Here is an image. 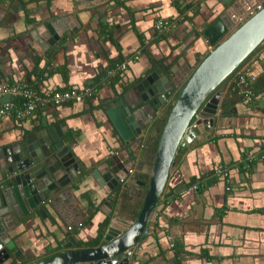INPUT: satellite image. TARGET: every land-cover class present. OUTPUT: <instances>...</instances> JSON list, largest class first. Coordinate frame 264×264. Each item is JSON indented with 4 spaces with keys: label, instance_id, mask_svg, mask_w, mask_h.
Returning <instances> with one entry per match:
<instances>
[{
    "label": "crops",
    "instance_id": "0c3cea01",
    "mask_svg": "<svg viewBox=\"0 0 264 264\" xmlns=\"http://www.w3.org/2000/svg\"><path fill=\"white\" fill-rule=\"evenodd\" d=\"M226 7L222 0H0V89L10 80L36 83L41 92L68 86L90 89L111 62L125 58V68L121 70V63L115 71L124 73V82L113 87L102 83L89 102L49 105L38 118L23 122L13 114L0 118V150L9 149L10 163V148L24 145L29 134L57 127L62 148L71 150L83 172L81 180L66 189L68 203L61 201L81 218L80 225L67 226L45 202L18 212L7 208L0 219L12 217L8 236L14 246L8 248L0 240V264H31L63 252L73 241L89 242L106 218L136 219L143 203L136 173L144 169L135 166L143 162L146 169L149 158L141 161L142 147L137 145L125 181L110 171L108 161L128 149L136 136L124 141L107 110L118 107L122 113L131 99L123 96L153 73L170 77L184 64L195 70L212 50L204 31ZM73 18L80 23L75 31ZM60 19L68 28L44 50L37 42L44 38L40 27ZM158 22H173V27L159 33ZM54 47L56 52L47 57ZM240 73L254 86L251 101L237 83ZM219 91L212 127L200 129L176 155L175 169L132 248L129 264H264V42ZM8 101L10 97H0V104ZM139 133L148 140L158 134L151 125ZM19 155L24 161L22 152ZM103 164L112 180L104 178L105 171L94 175Z\"/></svg>",
    "mask_w": 264,
    "mask_h": 264
},
{
    "label": "water",
    "instance_id": "95a60500",
    "mask_svg": "<svg viewBox=\"0 0 264 264\" xmlns=\"http://www.w3.org/2000/svg\"><path fill=\"white\" fill-rule=\"evenodd\" d=\"M77 1L80 3L82 0ZM259 1L262 0H222L223 4H227L226 9L204 31L212 50L190 74L162 127L148 178L146 182H140L145 190L136 219L128 222L110 217L101 246L78 249L77 242L73 241L66 247L67 250L31 264H129L132 248L141 240L168 178L175 169L176 155L200 135V129L208 131L212 127L221 99L220 86L264 42V4ZM73 20L76 27L70 25L75 31L80 23L76 18ZM66 21L70 22L71 18ZM66 21L60 19L40 27L44 31V38L42 36L43 40L39 38L37 42L44 50L48 45H55L62 37L63 30L68 28ZM190 72L191 68L184 64L170 78L153 73L151 77L160 80L149 83L141 80L128 91L123 97L129 100L130 95V106L125 105L122 113L118 107L108 109L107 115L121 138L128 141L140 134L149 118L161 111L171 99L173 89ZM197 117L200 119L197 120ZM138 126L140 130H137ZM57 130L56 127L29 134L24 145L10 148L14 152L10 157L11 163L7 154L9 149L0 150V216L11 207H15L17 212L19 209L34 208L38 203L36 200L42 198V202L53 207L67 226L80 225L81 218L73 210L68 211L61 201L68 203L66 189L75 180L80 181L83 172L71 150L62 148L61 135L55 136L59 133ZM133 150L128 148L108 161L110 171L122 182L126 180L135 161V155L130 156ZM20 152L24 157L22 162ZM119 160L123 163L115 166ZM71 164L74 167L69 172L67 168ZM141 166L144 163L138 162L137 168ZM108 167L106 164L99 166L94 175H102V171H105L107 177L104 178L112 180ZM0 225L1 242L12 248L14 243L8 236V228L13 226L12 217L0 219Z\"/></svg>",
    "mask_w": 264,
    "mask_h": 264
},
{
    "label": "trees",
    "instance_id": "16d2710c",
    "mask_svg": "<svg viewBox=\"0 0 264 264\" xmlns=\"http://www.w3.org/2000/svg\"><path fill=\"white\" fill-rule=\"evenodd\" d=\"M171 21H174V20H171ZM172 24H173V22H172ZM163 35H167V34H163ZM162 37H166V36H162ZM56 49H58V47H54L51 51L47 52V55L46 56L47 57H51V55H53L56 52ZM203 59L199 60V62L197 63V65L194 67V69L197 68V66L201 63V61ZM124 61H125V58L124 57H121L116 62H111L108 65V67H107L108 69H106L104 72H102L98 76V78L95 80V85H91L89 87L90 88L89 89L90 94H89V96H87L86 98H84L83 101L89 102L93 98V96H95V94H96V93L94 94V91L97 90L101 86L102 83L110 84L113 87L117 83L124 82V81H122L124 79V77H125L124 73H122V74L121 73H118L117 74L115 72L116 71V68L118 67V65H120L121 63L123 64ZM110 71H113L116 74L113 77H108V74L107 73H109ZM165 71L168 72L167 69ZM34 73H35V76H37L38 78H41L40 77V73H38L37 71H35ZM63 80L65 82H67L66 81L65 74L63 75ZM108 80H109V82H107ZM237 82H238V79H237ZM21 83L26 86L24 89H26L28 91H31V92H34L37 96H42V95H45V94H51V93H54V92H63V91H71V90L81 91V90H83V89H80L79 90V89L75 88L74 86H68V87H64V88H57L56 90H47V91L41 92L37 88L36 83L29 82V81L28 82H25V81H17V82L15 81L14 82L12 80H10L6 84H4L3 87H12V86H14L16 84L18 85V84H21ZM185 83L179 89H177V91H174L175 93L173 94V96L170 99V101L166 104L165 109L164 110L162 109L161 114H159V118H160V120H159V132L156 135L155 139L152 140L151 150H150L151 153H150L149 162H148L149 164L153 160V156H154V153H155V150H156V147H157V143H158V139H159V135H160V132L162 130V127H163V125H164V123H165V121H166V119L168 117V114H169L172 106L174 105L175 101L177 100L178 96L180 95V92H181L183 86L185 85ZM248 85H249V83L247 81L246 89L248 90L249 93L247 94L246 91H245L244 92V95H246V96L248 95L249 96V101H251L255 97L256 92H255L254 86H251V85L248 86ZM128 87H129V85L123 86L122 87V91L117 94V97L114 99V101H117V99L123 95V93L128 89ZM83 88H85V87H83ZM11 103L14 104L15 107H20V106L23 105V100H22L21 97H18V98H14ZM101 105H102V103L99 104L97 107L98 108H101ZM47 107H48L47 105L44 106V107H36L25 118H21V119L20 118H17L14 114H13L14 115L13 117H14L15 120L20 121V122H23V121H26V120H33L35 118H38L37 116L38 115H41L43 111L49 109ZM262 111L264 112V107L262 108ZM36 127H38V126H35V128ZM193 181L194 180H192V183H193ZM138 214H139V212H138ZM137 215H136V217H137ZM134 220H135V218H134ZM108 221H109V218H106L102 222V224L99 225L98 234H97V236H96L95 239H93V240H91L89 242H79L77 244V248L78 249H83V248H94V247L101 246L103 244L102 238H103V234L105 232L106 226L108 224ZM48 256H50V255H48ZM44 258H46V257H44ZM44 258H41L39 261L43 260Z\"/></svg>",
    "mask_w": 264,
    "mask_h": 264
},
{
    "label": "built area",
    "instance_id": "2783aa9c",
    "mask_svg": "<svg viewBox=\"0 0 264 264\" xmlns=\"http://www.w3.org/2000/svg\"><path fill=\"white\" fill-rule=\"evenodd\" d=\"M172 23L170 22H158L155 25L156 30L159 33L168 32L172 28ZM125 68L124 64L121 66V70ZM254 78H251L253 81ZM239 85L244 86L246 88L247 79L244 74L240 73L238 76ZM26 86L24 84H16L12 87H2L0 89V97H10V101L0 104V118L9 116L14 114L17 118H25L28 116L36 107H44V106H59L66 102H75L81 103L84 98L89 96V89H84L81 91L71 90V91H63V92H54L51 94H45L42 96H37L34 92L28 91L24 89ZM248 94V90L245 89ZM13 97H21L23 100V105L20 107H15L14 104L11 103V99ZM247 99L249 100V96L247 95Z\"/></svg>",
    "mask_w": 264,
    "mask_h": 264
},
{
    "label": "flooded vegetation",
    "instance_id": "af4514ba",
    "mask_svg": "<svg viewBox=\"0 0 264 264\" xmlns=\"http://www.w3.org/2000/svg\"><path fill=\"white\" fill-rule=\"evenodd\" d=\"M237 72V71H236ZM160 75V74H159ZM152 75H150V77L148 76V77H146L145 79H143V80H147V83H149V82H151V81H154V80H160V78H158V77H151ZM169 76H171V75H169ZM170 78V77H169ZM161 86L163 87L164 86V84L163 83H161ZM139 95H141L140 93H139ZM158 96V95H157ZM157 96H154V97H157ZM136 97V96H135ZM140 97V96H139ZM139 97H137V98H139ZM169 101V100H168ZM167 104V103H166ZM161 113V112H160ZM159 120H160V118H159V116H158V114H155V115H153L151 118H149V120L147 121V123L145 124V127L143 128L144 130L145 129H147L148 130V128H149V126L151 125L152 127H153V130H157V133H158V131H159ZM141 128H140V126H138V128H137V130H140ZM55 136L56 137H60V134L59 133H56L55 134ZM151 144H152V139L150 138L149 140H148V138H145V139H143L142 137H141V133L140 134H138L137 136H136V139H134L133 141H132V143H130V145H128L127 147L129 148L130 147V149H134L137 145H139V146H141L142 148H140V151H141V156H142V158H141V161H144V162H146V160H147V158H149V156H150V153H151ZM65 162H67V161H65ZM73 167H74V165L73 164H71V165H69V167L67 168V170L69 171V172H72V170H73ZM135 168H136V170H137V166H135ZM143 169L145 170V168H144V166H143ZM144 170L143 171H139V170H137V182L140 184V182H146V180H147V177H146V172H145V174H143V172H144ZM46 180V179H45ZM46 183L48 182L47 180L45 181ZM140 188H142V190L140 191L141 192V194H143V192H144V187L143 186H140ZM36 201H38V202H42V198H41V200H40V198L39 199H37ZM67 248H65V250H66ZM64 250V251H65ZM51 256V255H50ZM47 257H49V256H47ZM46 257V258H47ZM45 259V258H44ZM39 262V261H38Z\"/></svg>",
    "mask_w": 264,
    "mask_h": 264
},
{
    "label": "rangeland",
    "instance_id": "374dc122",
    "mask_svg": "<svg viewBox=\"0 0 264 264\" xmlns=\"http://www.w3.org/2000/svg\"><path fill=\"white\" fill-rule=\"evenodd\" d=\"M192 71H194V70H192ZM192 71L188 74V75H186V77L183 79V81L180 83V86H179V88L187 81V79L190 77V74L192 73ZM165 106L166 105H164V107H163V110L165 109ZM151 158V157H150ZM153 158H154V156H153ZM152 162H153V160H152ZM152 162L149 164V166H147L146 167V169H145V172H146V177L148 178V175H149V171H150V168H151V165H152ZM147 168H148V172H147ZM126 221V220H125Z\"/></svg>",
    "mask_w": 264,
    "mask_h": 264
}]
</instances>
